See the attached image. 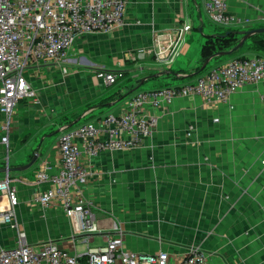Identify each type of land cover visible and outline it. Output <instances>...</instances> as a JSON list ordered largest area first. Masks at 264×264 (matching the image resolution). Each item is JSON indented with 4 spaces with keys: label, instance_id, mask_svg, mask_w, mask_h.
<instances>
[{
    "label": "crops",
    "instance_id": "obj_1",
    "mask_svg": "<svg viewBox=\"0 0 264 264\" xmlns=\"http://www.w3.org/2000/svg\"><path fill=\"white\" fill-rule=\"evenodd\" d=\"M228 9L249 21L222 26L226 29L264 26V0H228ZM125 16L121 28L79 37L68 52V73L49 62H32L26 71L35 95L20 100L12 115L10 143L20 151L8 164H25L40 152L32 167L9 171L18 195L17 220L32 243L52 239L72 251L74 245L84 250L81 235L74 233L60 206L35 203V196L48 187L36 180L40 165L46 162L52 173L60 164L61 127L72 126L82 114L99 122L108 113L123 111L149 80L158 82L154 88L193 81L206 70H198L206 38L221 26L208 25L212 20L205 0H129ZM184 23L192 28L171 63L157 62L149 52L138 56L140 49L154 45L157 33ZM230 54L264 57V47L249 38ZM109 64L120 67L124 76L107 86L97 73L112 70ZM170 77L176 81H163ZM263 92V84H246L232 94L233 107L206 103L198 95L159 107L146 105L143 112L159 119L142 144L84 155L81 160L89 170L84 191L98 226L91 245H104L121 232L124 246L138 252L166 250L180 257L199 245L209 253V264H264ZM86 103L82 116L69 124L68 117ZM4 123L0 112V137ZM6 161L0 142V168ZM2 230L9 238L3 244L0 235V246L13 245L15 230Z\"/></svg>",
    "mask_w": 264,
    "mask_h": 264
},
{
    "label": "built area",
    "instance_id": "obj_2",
    "mask_svg": "<svg viewBox=\"0 0 264 264\" xmlns=\"http://www.w3.org/2000/svg\"><path fill=\"white\" fill-rule=\"evenodd\" d=\"M128 3L129 0H0V112L5 115L0 142L4 145L7 166L12 115L20 100L35 95L26 74L30 63H53L68 73V52L75 41L83 35L109 33L123 27ZM205 5L210 19L221 26L249 21L231 13L228 0H205ZM191 28V23H184L157 33L154 45L140 49L138 56L143 58L149 52L157 62L171 63ZM97 76L109 86L122 78L124 72L102 69ZM246 84L264 85V57L255 54L232 57L206 69L193 81L140 90L130 97L123 111L108 113L99 122L63 125L58 137L60 164L52 173L46 162L40 165L36 180L48 183V187L35 196V203L42 207L52 203L60 206L69 216L74 233L81 235L79 241L84 250L74 245L72 251L52 239L38 243L28 240L17 220V189L7 171L0 178V225L11 227L16 236L13 245L0 246V264H209V253L199 245L190 246L180 257L166 250L138 252L124 246L121 232L104 245H91L98 226L84 191L89 170L81 159L84 155L94 157L142 144L159 119L156 114L143 112L146 105L159 107L177 97L198 95L206 103L233 107L232 94ZM262 101L264 105V92ZM192 128L189 125L188 134Z\"/></svg>",
    "mask_w": 264,
    "mask_h": 264
},
{
    "label": "trees",
    "instance_id": "obj_3",
    "mask_svg": "<svg viewBox=\"0 0 264 264\" xmlns=\"http://www.w3.org/2000/svg\"><path fill=\"white\" fill-rule=\"evenodd\" d=\"M219 27H221V26H219ZM228 31H230V32H228ZM235 31L236 30L231 29V28H227V29L225 28L223 30L219 28V31L217 32L216 35H209L206 38V41L202 47V50H201L200 56H199V64H200L198 67L199 72H201L202 70H205L207 68L208 65L203 69L201 68V66L208 58L212 57L216 52L223 51V50H230L238 43V41L240 39V35L238 33H236ZM226 32H228V34L224 35V34H226ZM259 37L260 36L258 34L250 37L254 43V46H256V47H258L259 45L255 43V39H257ZM233 52H235V51H233ZM219 57H221V56L218 55V56L211 58L210 62L213 59H217ZM88 105H89V103H86L85 106H88ZM80 116H81V114L77 113V112L74 113L73 115H71V117L68 119L69 124L76 121ZM81 120H82V118L80 117V119L77 120L70 127H74V126L78 125L79 123H81Z\"/></svg>",
    "mask_w": 264,
    "mask_h": 264
},
{
    "label": "water",
    "instance_id": "obj_4",
    "mask_svg": "<svg viewBox=\"0 0 264 264\" xmlns=\"http://www.w3.org/2000/svg\"><path fill=\"white\" fill-rule=\"evenodd\" d=\"M230 32V31H228ZM228 32H226L227 35ZM236 33H238L239 35H241V38L239 39L238 43L230 50H223V51H218L216 52L212 57L208 58L201 66V68H205L211 58L215 57V56H224V55H228L230 53H232L233 51L239 49L240 47H242L244 45V43L252 36L254 35H260L262 33H264V26H260V27H255V28H250V29H241V30H236ZM223 35V36H224ZM255 43L258 44L261 47H264V38H257L255 39ZM144 81V80H143ZM141 81V82H143ZM80 119V118H79ZM78 119V120H79ZM40 152L37 151L36 153H34L33 157L31 158V160L25 164L22 165H18V166H14V167H10V166H4L0 168V172H4V171H22V170H26L30 167H32L36 161L38 160Z\"/></svg>",
    "mask_w": 264,
    "mask_h": 264
},
{
    "label": "rangeland",
    "instance_id": "obj_5",
    "mask_svg": "<svg viewBox=\"0 0 264 264\" xmlns=\"http://www.w3.org/2000/svg\"><path fill=\"white\" fill-rule=\"evenodd\" d=\"M208 25H216V23L215 22H213V21H209L208 22ZM220 29H225L226 27H219ZM235 54H230V55H224V56H221V57H219V58H217V59H213L209 64H208V66H207V68L206 69H208V68H210L211 66H213V65H215V64H218V63H222V62H225V61H227V60H229V59H231L232 57H235L234 56ZM87 59H89V60H91L89 57L87 58ZM107 67V69H112V70H120L121 68L120 67H116L115 65H107L106 66ZM174 69H176V66L174 67ZM30 70H32V68H30ZM197 76V75H196ZM195 76V77H196ZM167 81V82H175L176 81V79H174V78H172V77H170V79H164L163 81ZM184 80V81H183ZM191 80H189V79H182V82H190ZM155 83H158V82H154V80H149V81H147V82H145L144 84H143V88H144V90H146V89H151V88H154V87H157V86H154V85H156ZM169 85H174V83H172V84H169ZM28 101V99H26L25 100V102H27ZM88 106H82V107H79V110H78V112L77 113H80V114H82L84 111H85V109L87 108ZM83 115V116H82ZM81 116V118H82V122H84V121H88L91 117L90 116H87V115H85V114H82ZM70 117H68V119H69ZM81 122V123H82ZM11 150H10V152H9V156H8V159H9V161H11V162H14V159H15V157L18 155L17 153L20 151V149H16L12 144H11ZM7 157V156H6ZM21 226V225H20ZM4 227H8V225H0V235L1 236H3V240H1V243H3V244H6V242H7V240H8V236H5V232H3V228ZM22 227V226H21ZM5 236V237H4ZM100 242V240L99 239H97V241H96V243H99Z\"/></svg>",
    "mask_w": 264,
    "mask_h": 264
}]
</instances>
